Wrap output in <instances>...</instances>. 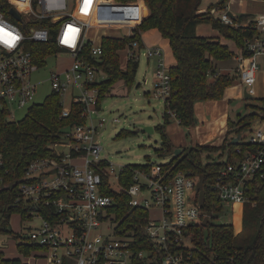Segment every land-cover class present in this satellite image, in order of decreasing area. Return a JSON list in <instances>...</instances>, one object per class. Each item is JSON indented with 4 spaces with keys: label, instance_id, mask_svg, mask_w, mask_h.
I'll return each mask as SVG.
<instances>
[{
    "label": "built area",
    "instance_id": "obj_1",
    "mask_svg": "<svg viewBox=\"0 0 264 264\" xmlns=\"http://www.w3.org/2000/svg\"><path fill=\"white\" fill-rule=\"evenodd\" d=\"M106 1L0 0V111L14 120L15 109L28 110L34 105L38 83L32 75L44 69L47 57L66 54L69 65L49 72L50 93L60 96L61 116L69 114L72 100L78 98L85 119L84 123L72 126L66 138L50 145L56 157H41L27 163L17 182L12 206H23L22 217L38 218L39 224L26 239L37 248L33 258L45 257L46 264H205L204 258L194 255L193 233L188 231L192 224L214 217L202 209L197 199L199 176L149 162L148 167L136 168L131 182L123 186L119 173L124 165L116 171L113 163L100 156L102 146L96 133L105 118L95 124L91 117L99 110L98 89L93 84L102 77L87 60L85 47L90 45L87 54L94 58L102 54L101 43L94 45L88 34L92 18L102 12L99 4ZM121 5L130 7L129 16L131 10H137L135 4ZM225 11L221 12L220 21L234 25V17ZM254 21L258 34L244 40L247 55L241 57L247 63L239 73L241 84L252 96L259 68L257 58L264 59V12ZM132 28L131 23L129 33ZM13 36L17 38L14 41ZM38 43H53L56 47L43 63L35 59L32 51V45ZM142 48L147 58L155 61L153 95L166 102L171 83L162 50L155 46L139 47V41H132L125 47L127 57L138 60ZM69 93L71 101L65 106L62 98ZM169 113L175 117L174 112ZM246 140L256 146V151L241 155L237 148L236 157L221 167L212 183L224 212L232 210L236 203L243 205L247 181L264 165V128L252 130ZM2 164L0 153V167ZM104 177L112 190L126 193L130 207L147 211L137 226L154 249L133 248L136 233L131 226L120 228L114 212L109 211L114 200L103 193ZM152 210H158L159 215L151 217ZM223 215L226 214L218 217ZM112 221L116 223L111 230L113 238L102 231V226ZM186 239L191 246L185 243ZM206 259V264H234L233 256L224 261L211 256Z\"/></svg>",
    "mask_w": 264,
    "mask_h": 264
},
{
    "label": "trees",
    "instance_id": "obj_2",
    "mask_svg": "<svg viewBox=\"0 0 264 264\" xmlns=\"http://www.w3.org/2000/svg\"><path fill=\"white\" fill-rule=\"evenodd\" d=\"M227 1L219 0L206 10L200 11L201 0H107L104 5L109 10H114L120 3L135 4L137 10L130 11L129 17L133 25L131 33L123 37L102 38L101 55L94 58L87 54L90 45L85 47L87 60L105 74L93 84L98 89V105L117 80H123L128 89L135 80L138 60L127 57L126 64L122 67L119 51L125 49L132 41H139V47L143 46L141 33L151 28L157 29L161 36L168 40L175 59L169 66L171 91L164 102L163 123L155 126L162 139L159 151H169L172 143L164 129L171 122L169 111L174 112V118L181 126L191 128L197 123L194 103L221 99L224 90L238 77V74L217 72L214 60L230 59L235 53L217 37L198 35L197 25L210 24L222 37L232 40L244 57L247 55L243 50L244 40L258 34L253 19L241 24L237 22L238 17H234L235 24L229 25L213 16L211 9H225ZM32 51L35 59L43 63L48 54L56 51V47L53 43H38L32 45ZM254 99L259 102L258 105H252L255 110L238 116L236 121L227 120V132L220 146L196 144L181 151L168 163L161 164L174 172L186 170L199 176L197 199L202 209L206 213H213L214 217L204 219L200 224H192L188 231L193 233L194 255L205 260L211 256L214 260L224 261L233 256L234 264H264V165L261 171L246 183L241 229L237 233H234L232 223L216 222L215 218L224 211V207L212 188L221 167L236 157L237 148L241 149V155L247 151H256V146L247 142L242 135V131L250 129L252 121L259 116V110L264 114V96ZM70 107L69 114L61 116L60 96L51 92L43 102L32 105L21 119H9L5 112L0 111V153L3 158L0 167V233L8 232L7 225L12 213L23 212V206L14 207L12 202L16 196L17 182L22 178L27 163L41 157H56L50 145L66 138L68 130L75 124L85 122L81 116L83 106L78 98L72 100ZM230 128L236 135H240L236 143H232L233 137L227 138ZM123 132L124 129L117 135ZM216 150H224L226 158H223L222 153L211 157L210 152ZM203 152L208 154L203 155ZM148 165L149 162L124 165L119 173L120 183L127 186L131 182L133 171ZM108 185V180L104 177L103 193L110 195L114 200L109 211L114 212L120 228L131 226L136 233L133 248L154 249L151 240L141 234L137 226L143 222L147 211L130 207L126 193L116 192ZM17 247L23 255L37 250L31 243H17ZM0 264L22 262L19 258L5 257L0 251Z\"/></svg>",
    "mask_w": 264,
    "mask_h": 264
},
{
    "label": "rangeland",
    "instance_id": "obj_3",
    "mask_svg": "<svg viewBox=\"0 0 264 264\" xmlns=\"http://www.w3.org/2000/svg\"><path fill=\"white\" fill-rule=\"evenodd\" d=\"M218 1L219 0H202L200 7L202 10H206L211 4ZM231 1L234 4L231 8V13L233 16L238 17L237 22L241 24L247 21L249 22L260 12H264V5H260L258 9L257 7H255L256 9L254 8V10H257L256 13L248 15V17L240 16V11L236 9L239 0ZM121 4L122 3L117 5L114 10H109L104 4H99L98 7L102 12L96 14L92 18L88 34L94 45L99 44L103 37H123L129 34L131 21L128 11L130 7ZM215 9L216 8L211 9L213 16L220 18L221 12L225 11V9ZM199 30L201 33H204L202 36H221L219 31L210 24L200 26ZM228 41L231 42L230 40ZM222 43L225 42L223 41ZM144 53L145 48H142L139 51L138 68L131 87L128 89L124 85L123 80H117L111 87L110 92L101 99L97 113L93 114L91 117V120L95 124L98 119L102 117L105 118V122L97 128L96 140L102 146L100 156L113 163L116 171L119 170L120 166L127 164H143L147 162L154 164L168 163L177 155L176 151L178 149L183 151L191 146H195L201 141L199 136L196 137L193 135V129L181 126L178 121L172 117L171 122L164 128L172 143V148L169 151H159L162 147V139L160 131L156 130L155 126L163 123L162 114L164 111V101L153 95L155 61L154 58L148 59ZM119 56L121 66L124 67L127 61L126 49L120 50ZM257 61L259 68L256 72V81L254 84L255 95H253L251 99H246L243 95L241 98L230 97L227 119L236 121L238 116L255 110L252 105L259 104L254 98L263 95L264 59L258 57ZM69 63L70 59L66 54H60L59 56L51 55L46 58L44 69L32 75L33 80L38 83L35 94L36 103L43 102L50 93V83L47 80L49 72L51 70H60L68 66ZM98 73L99 78L105 75L102 70H98ZM231 74L235 73L231 72ZM235 82L238 84L240 83L239 76L236 77ZM238 87L242 88V85ZM236 89L237 87L229 91L235 94ZM70 97L71 95L69 93L67 98H62L65 106L69 105L71 101ZM26 112L27 110L25 109H15L13 115L15 119H21L25 116ZM258 112L259 116L252 121L250 129H244L242 131L244 139L248 138L252 130L254 131L258 129V127L264 128V114H262L261 110ZM114 118L118 120L113 121ZM87 122L90 123V120L88 119ZM219 125L220 123L218 122L216 125L205 124L200 135L209 134L211 131L218 134L221 129ZM122 129H124V132L117 135ZM237 136L238 135L231 129L227 138L233 137L234 139ZM215 152L216 151L210 152L211 157L218 156ZM206 154L208 153L203 152V155ZM220 213H226V215L215 218L216 222L232 223L234 233H237L241 224V206L236 203L233 205L232 210L230 209V211L226 210ZM158 215V210L151 211V217H157ZM38 224L39 220L36 217L30 220L26 217H22L20 212L12 213L7 225L8 232L0 233V251L3 252L4 256L8 258H19L22 264H46L45 257H40L38 259L35 257L33 258V256H35V250L28 253V255H23L17 247V243H22L23 245L29 244L26 237H28L27 235L30 230ZM115 224L116 223L112 221V223L107 226L103 225V233L113 238L111 230ZM14 234L16 236H14ZM185 243L189 246L192 245L188 239L185 240Z\"/></svg>",
    "mask_w": 264,
    "mask_h": 264
},
{
    "label": "crops",
    "instance_id": "obj_4",
    "mask_svg": "<svg viewBox=\"0 0 264 264\" xmlns=\"http://www.w3.org/2000/svg\"><path fill=\"white\" fill-rule=\"evenodd\" d=\"M202 2V0H201ZM234 4L232 3L231 0L227 1V12L231 13V8ZM260 5H264V0H239L238 5H236V9L240 11V16H246L256 13L257 10H254L255 7ZM201 6V4H200ZM256 9V8H255ZM230 10V11H229ZM200 11H204L200 7ZM261 13V12H260ZM232 14V13H231ZM233 15V14H232ZM236 17V16H233ZM256 17V16H255ZM255 17L252 19L254 20ZM250 19V18H249ZM248 22V21H247ZM247 22L243 23L246 24ZM208 24V23H201L198 24L196 27V33L198 35H203L204 33L200 32L199 27ZM217 30V29H216ZM221 35V34H220ZM220 42H225L229 48L235 53V55L226 60H214V64L216 66L217 72L222 73V74H231V72H234L236 75L240 73L241 67L246 65L247 59L242 58L241 50L234 46V43L232 40L229 42V39H225L224 37L219 36L217 37ZM141 40L144 46L147 47H159L162 50V55L164 58V61L166 65L169 67L172 65L175 61L173 54L171 52L169 42L166 38H163L159 31L155 28L148 29L144 32L141 33ZM232 44V45H231ZM232 75V74H231ZM241 82L238 84L235 81L233 82L232 85L228 86L224 90L223 97L219 100H201V101H196L194 103V114L197 119V123L195 126L191 127L193 129V135L194 136H199L201 138V141H199L197 144H204V145H213V146H220L223 143L224 137L227 132V109L229 108V100L231 99L230 97L234 98H241L243 95V90L244 87L242 85L241 87ZM236 93L232 94L230 93L229 90H232L236 88ZM264 96V88H263V95L258 96V97H263ZM208 116V117H207ZM220 123L219 126H221V129L219 130L218 134H215V132L212 133L210 132L209 134H202V128L206 125H216V123ZM212 129V128H211ZM216 154H223V158L226 157V152L224 150H216ZM242 208V205H240ZM242 217V213H241ZM241 229V224L240 228L237 232H239Z\"/></svg>",
    "mask_w": 264,
    "mask_h": 264
},
{
    "label": "water",
    "instance_id": "obj_5",
    "mask_svg": "<svg viewBox=\"0 0 264 264\" xmlns=\"http://www.w3.org/2000/svg\"><path fill=\"white\" fill-rule=\"evenodd\" d=\"M13 12V11H12ZM228 14L231 16V17H233V15L230 13V12H228ZM243 97L244 98H246V99H251L252 98V95L251 94H249L245 89L243 90ZM151 129V128H150ZM150 129H148V130H150ZM239 134H238V136L237 137H235L233 140H232V143H236L237 141H238V138H239ZM181 152V150H177L176 151V153L177 154H179Z\"/></svg>",
    "mask_w": 264,
    "mask_h": 264
},
{
    "label": "snow or ice",
    "instance_id": "obj_6",
    "mask_svg": "<svg viewBox=\"0 0 264 264\" xmlns=\"http://www.w3.org/2000/svg\"><path fill=\"white\" fill-rule=\"evenodd\" d=\"M11 34H9V33H5V36H10ZM15 39H17L16 37H11V40H15ZM5 42L7 43V42H9L8 40H5Z\"/></svg>",
    "mask_w": 264,
    "mask_h": 264
},
{
    "label": "bare ground",
    "instance_id": "obj_7",
    "mask_svg": "<svg viewBox=\"0 0 264 264\" xmlns=\"http://www.w3.org/2000/svg\"><path fill=\"white\" fill-rule=\"evenodd\" d=\"M105 4V3H104Z\"/></svg>",
    "mask_w": 264,
    "mask_h": 264
}]
</instances>
